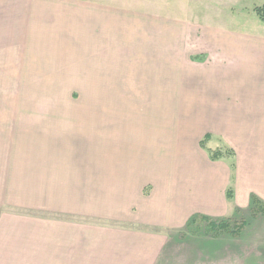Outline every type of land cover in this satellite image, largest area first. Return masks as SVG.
Returning <instances> with one entry per match:
<instances>
[{"label":"crops","instance_id":"crops-1","mask_svg":"<svg viewBox=\"0 0 264 264\" xmlns=\"http://www.w3.org/2000/svg\"><path fill=\"white\" fill-rule=\"evenodd\" d=\"M172 1L0 0V95L19 94L0 101V264H171L164 229L227 213L205 134L215 147L214 133L240 127L235 191L264 200V144L246 138L264 118L229 114L239 74L206 63L227 37ZM89 93L109 103L85 104Z\"/></svg>","mask_w":264,"mask_h":264},{"label":"rangeland","instance_id":"rangeland-1","mask_svg":"<svg viewBox=\"0 0 264 264\" xmlns=\"http://www.w3.org/2000/svg\"><path fill=\"white\" fill-rule=\"evenodd\" d=\"M120 1L121 3H115V6L131 8L133 3V0ZM180 3L181 0L172 1L173 6ZM182 3L184 11H181V13L184 16L202 23L201 25L216 28L220 32L221 38L223 36L227 37L229 43L226 47L227 53L219 54V56L213 54V58L206 62L212 66L213 62L217 63L218 60V65L234 66L237 74H239L227 79V86L230 85L233 89V93H227V97L230 98L227 100V112L242 119H247V111L251 110L254 117L256 111L257 118H264V21L259 20L253 12V7L262 5L264 0H183ZM173 17H176L174 13ZM231 41H237V43ZM238 41H242L244 45L239 46L240 42ZM235 50H237L236 53H234ZM114 57V54L107 52V59L110 60ZM168 67L169 63L167 62L161 68L167 70ZM163 73L164 71L160 70L155 72L153 76H161ZM168 81V79H165L163 83H160L166 86L167 92L172 88L173 93L179 95L181 90L184 89L183 86L178 89L175 83L171 85ZM142 82L146 85L147 79H142ZM172 96L174 97V95ZM71 98L78 101L80 95L73 92ZM140 98H146V95L141 94ZM0 101L17 102L19 101V94L0 95ZM101 101L105 106L107 101L101 100L99 94H84L83 102L85 104H99ZM122 111L132 115L130 110L123 109ZM103 112L105 111L103 110ZM107 112L108 117L121 113L116 108L107 109ZM202 120L205 122H203L204 124L214 126L213 123H210L211 118L204 116ZM239 128L237 131H229L228 134L214 133V144L216 146L234 147L229 143L231 141L238 148V144H241L242 140ZM246 138H253L254 140H249L252 141L250 144L253 147L259 145L260 148L264 144V126L257 127V130L254 127L253 131H249L246 135ZM208 147L214 148L213 145ZM262 148L260 149L262 150ZM246 151L249 153V157L253 156L254 151L252 149H244V158H246ZM251 160L250 163L253 165L254 163ZM262 160H264V149L261 162ZM231 161L230 158L223 159L222 165L217 167V171L220 175H223L224 184L226 183L225 187H231L236 197H233L232 200H226L227 213L209 216L214 219L227 218L236 223L244 219L248 221V225L243 228L241 235L234 238L227 235L215 238V236L211 237L203 232L195 235L190 230V232H187L185 225L172 230L164 229V232H168L171 236L169 238L173 245L172 248H174L173 254L175 257L170 261L171 264H264V215L258 214L252 217L250 201L247 196L248 191L246 192L241 188L235 191L237 171H233L231 168ZM233 161L236 163L235 157ZM245 177L247 184L253 182L255 186L260 183L256 175H252L250 178L245 175ZM259 186L261 188L262 184L260 183ZM181 232L185 233L186 239L180 238L179 233ZM182 255L184 256L181 257Z\"/></svg>","mask_w":264,"mask_h":264},{"label":"trees","instance_id":"trees-1","mask_svg":"<svg viewBox=\"0 0 264 264\" xmlns=\"http://www.w3.org/2000/svg\"><path fill=\"white\" fill-rule=\"evenodd\" d=\"M253 12L259 20L264 21V3L259 6H254ZM210 137L211 136L209 134H205L199 140L200 146L206 150L209 159L212 161H217L230 158L232 159L231 168L234 171V149L225 145L215 146L214 148L208 147L206 145ZM225 192L227 199L232 200L234 197V190L231 187H228ZM249 201L252 217L258 214L264 215V200L260 199L257 195L252 193L250 194ZM247 225L248 221L244 219H242L241 222L236 223L227 218L214 219L213 217L202 213H195L186 222L185 229L187 232L191 231V233L195 235L203 232L204 234L206 233L211 237L215 236V238H219L223 235L234 238L241 235L243 228ZM179 234L180 238H185L186 236L183 232Z\"/></svg>","mask_w":264,"mask_h":264}]
</instances>
